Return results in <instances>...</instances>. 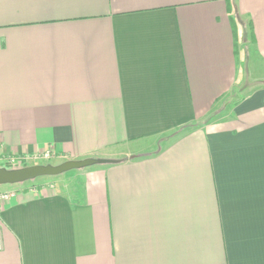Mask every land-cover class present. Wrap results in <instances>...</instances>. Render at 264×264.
Here are the masks:
<instances>
[{
    "label": "crops",
    "instance_id": "1",
    "mask_svg": "<svg viewBox=\"0 0 264 264\" xmlns=\"http://www.w3.org/2000/svg\"><path fill=\"white\" fill-rule=\"evenodd\" d=\"M47 150L114 163L0 185V264H264V0H0V155Z\"/></svg>",
    "mask_w": 264,
    "mask_h": 264
},
{
    "label": "water",
    "instance_id": "2",
    "mask_svg": "<svg viewBox=\"0 0 264 264\" xmlns=\"http://www.w3.org/2000/svg\"><path fill=\"white\" fill-rule=\"evenodd\" d=\"M109 162L112 161L107 159L84 158L79 160H66L56 165L47 163L28 165L20 168L0 167V185H14L39 177L58 176L71 170Z\"/></svg>",
    "mask_w": 264,
    "mask_h": 264
},
{
    "label": "rangeland",
    "instance_id": "3",
    "mask_svg": "<svg viewBox=\"0 0 264 264\" xmlns=\"http://www.w3.org/2000/svg\"><path fill=\"white\" fill-rule=\"evenodd\" d=\"M243 93L244 92H242V90H239L238 93H236L233 97H228L226 99L227 103L228 102H230L232 104L236 103L239 100V98L243 95ZM0 156L18 157V156H24V155H17V156L0 155ZM42 159L49 160L50 158L49 157L48 158H44L43 157ZM110 161H112V162H109V163H114L113 162L114 160H110ZM30 162H33V161L32 160H28V162L25 161V162H21L20 163V161H17L15 159H14L13 162H11L9 160V158H6V159H3L2 161H0V167L20 168V167H23V166H28L27 164L30 163ZM109 163H106V164H109ZM32 165H34V164H32ZM54 165H56V164H54ZM83 169L84 168L77 169V170H71V171L65 172L63 174H60L58 176L39 177V178H36V179H33V180H29V181H26V182H23V183H19V184H27V185L29 184V185H31V187H33V186L36 187V186H39L40 184L41 185L53 184V186L55 188H57V189H62V188L66 189L67 187L68 188H74V187L77 188V183L81 182V178H82V174L81 173L83 172ZM19 187H21V185Z\"/></svg>",
    "mask_w": 264,
    "mask_h": 264
},
{
    "label": "built area",
    "instance_id": "4",
    "mask_svg": "<svg viewBox=\"0 0 264 264\" xmlns=\"http://www.w3.org/2000/svg\"><path fill=\"white\" fill-rule=\"evenodd\" d=\"M51 151L47 150L46 152H44L42 154V157L44 158H50L51 156ZM41 156H38V155H35L33 157H30L28 155H24V156H18V157H12V156H0V161H2L3 159H6V158H9V160L11 162L15 160L17 161H20L21 162H28V160H32V161H37ZM14 195V191H3V192H0V201L2 200H7L9 199L10 197H12Z\"/></svg>",
    "mask_w": 264,
    "mask_h": 264
}]
</instances>
